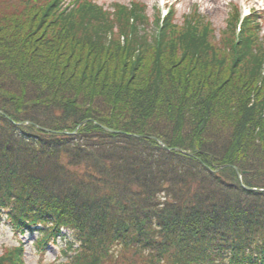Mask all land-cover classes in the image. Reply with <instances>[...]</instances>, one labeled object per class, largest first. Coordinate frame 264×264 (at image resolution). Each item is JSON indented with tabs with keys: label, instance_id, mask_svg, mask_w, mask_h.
<instances>
[{
	"label": "trees",
	"instance_id": "16d2710c",
	"mask_svg": "<svg viewBox=\"0 0 264 264\" xmlns=\"http://www.w3.org/2000/svg\"><path fill=\"white\" fill-rule=\"evenodd\" d=\"M119 13L0 0V218L59 264H264L258 26Z\"/></svg>",
	"mask_w": 264,
	"mask_h": 264
},
{
	"label": "rangeland",
	"instance_id": "374dc122",
	"mask_svg": "<svg viewBox=\"0 0 264 264\" xmlns=\"http://www.w3.org/2000/svg\"><path fill=\"white\" fill-rule=\"evenodd\" d=\"M104 11L109 12L114 20L115 14L124 7L131 8L137 5V9H142L146 14L148 23L146 30L150 34V38L154 35L158 12L165 13L168 6L175 10L174 21L178 23L179 28H183L185 19L188 15L193 16L199 14L203 20L209 22L214 30L213 37L215 39H224L228 37L230 28L233 27L237 12L240 16L249 13V9L255 11L257 16L254 17L257 26L262 23L260 30V45L264 44V0H93ZM168 4V6H167ZM155 29V30H154ZM238 30V29H237ZM123 39V38H122ZM64 233H68L64 230ZM41 239L39 231L28 232L23 237H19L12 230L11 226L3 218L0 220V258L6 256L9 250L16 246H21V257L23 264H59L66 260L67 255L63 249L66 248L67 239L57 238V245L49 242L45 247H40L38 242ZM43 248V249H42ZM11 252H14L12 250Z\"/></svg>",
	"mask_w": 264,
	"mask_h": 264
},
{
	"label": "water",
	"instance_id": "95a60500",
	"mask_svg": "<svg viewBox=\"0 0 264 264\" xmlns=\"http://www.w3.org/2000/svg\"><path fill=\"white\" fill-rule=\"evenodd\" d=\"M108 130H109V131H112V132L114 131V130H112V129H108Z\"/></svg>",
	"mask_w": 264,
	"mask_h": 264
}]
</instances>
